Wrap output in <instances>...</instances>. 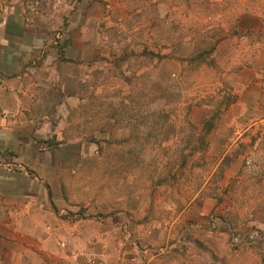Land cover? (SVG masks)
<instances>
[{
    "label": "rangeland",
    "instance_id": "1",
    "mask_svg": "<svg viewBox=\"0 0 264 264\" xmlns=\"http://www.w3.org/2000/svg\"><path fill=\"white\" fill-rule=\"evenodd\" d=\"M28 6L57 14L31 66L52 54L77 94L59 81L20 147L0 146V201L46 220L26 264H264V0Z\"/></svg>",
    "mask_w": 264,
    "mask_h": 264
},
{
    "label": "crops",
    "instance_id": "2",
    "mask_svg": "<svg viewBox=\"0 0 264 264\" xmlns=\"http://www.w3.org/2000/svg\"><path fill=\"white\" fill-rule=\"evenodd\" d=\"M32 2L33 0H0V136L6 135V141L0 138V146H6V151L15 146L20 147L19 131L35 126L36 120L32 118L34 112L45 109L44 105L51 103L56 88L60 86L59 81L64 95L77 94L74 78L51 67L55 65L52 54L45 60L46 69L31 66L44 57L43 48L52 45L51 31L57 26L51 25L48 20L57 15L53 9L47 6H28ZM38 131H41V127ZM41 152L44 156L50 154L51 157L56 154L50 148L33 150L31 158L40 160L43 157ZM17 153L12 158L20 163L26 156L25 153ZM36 165L42 175L41 162ZM57 169L55 165L46 170L57 173ZM18 175L20 173L6 165L7 191L20 189L18 182L21 178ZM27 202L28 200L21 198L0 201L6 203V211L0 215V240L6 239L0 264L28 263L29 260L25 258L28 248L22 240H41L44 236L46 220L42 217L28 218L25 208L28 206ZM35 264L55 263L40 257Z\"/></svg>",
    "mask_w": 264,
    "mask_h": 264
},
{
    "label": "built area",
    "instance_id": "3",
    "mask_svg": "<svg viewBox=\"0 0 264 264\" xmlns=\"http://www.w3.org/2000/svg\"><path fill=\"white\" fill-rule=\"evenodd\" d=\"M79 264H106V263H104L102 260L93 259L88 262L82 261Z\"/></svg>",
    "mask_w": 264,
    "mask_h": 264
}]
</instances>
